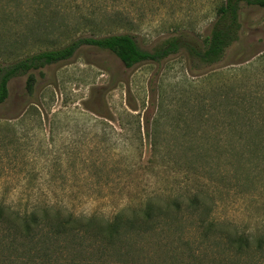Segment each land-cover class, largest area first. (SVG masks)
<instances>
[{
	"label": "rangeland",
	"instance_id": "obj_1",
	"mask_svg": "<svg viewBox=\"0 0 264 264\" xmlns=\"http://www.w3.org/2000/svg\"><path fill=\"white\" fill-rule=\"evenodd\" d=\"M222 1L0 0V63L88 35L131 34L146 52L181 33L199 44ZM239 24L238 41L212 66L182 50L126 69L108 51L82 46L66 62L13 78L0 106L1 201L48 202L75 215L110 218L154 192L165 197L198 189L209 196L211 219L222 227L264 236V173L246 168L255 164L251 159L238 158L229 160L227 172L216 145L201 146L215 125V119L204 125L205 111L232 109L225 100L239 91L248 98L255 143L264 139L258 133L264 122V9L242 8ZM29 75L35 80L31 95ZM191 143L201 150L192 154ZM196 256L174 264H264V252L239 255L212 241ZM150 258L171 264L162 252Z\"/></svg>",
	"mask_w": 264,
	"mask_h": 264
},
{
	"label": "trees",
	"instance_id": "obj_2",
	"mask_svg": "<svg viewBox=\"0 0 264 264\" xmlns=\"http://www.w3.org/2000/svg\"><path fill=\"white\" fill-rule=\"evenodd\" d=\"M244 7L264 9V0H223L215 7V21L209 35L199 44L181 33L177 38L165 39L154 51L146 52L138 47L131 34L100 38L88 35L11 65L0 63V106L8 99V84L13 78L66 62L82 46L108 51L126 69L143 62H159L182 50L203 65H216L239 39V15ZM34 84L33 76L29 75L25 84L28 95L32 94ZM237 95L225 100L232 109L217 114L209 109L205 111L204 125L212 119L215 125L208 127L210 140L201 146L216 145L227 172H232L229 160L238 158L242 162L251 159L255 164L247 162L246 168L261 174L264 173V139L255 143L248 98L242 91ZM260 128L258 133L264 135V122ZM191 144L192 154L201 150L199 143L195 148V143ZM232 175L236 177L237 170ZM27 197L31 195L28 193ZM206 197L209 196L198 189L165 197L154 192L140 205H127L105 218L96 213L75 215L67 206L48 202L13 205L1 201L5 196L0 195V264H157L150 258L157 252L166 254L174 264L184 262V257L195 261L196 252L209 241L223 243L239 255L264 252V236L254 239L211 219L212 208Z\"/></svg>",
	"mask_w": 264,
	"mask_h": 264
}]
</instances>
